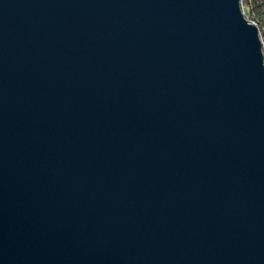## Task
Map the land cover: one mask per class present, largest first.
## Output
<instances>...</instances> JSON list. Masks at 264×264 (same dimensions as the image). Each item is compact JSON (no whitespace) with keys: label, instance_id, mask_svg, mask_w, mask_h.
Here are the masks:
<instances>
[{"label":"water","instance_id":"95a60500","mask_svg":"<svg viewBox=\"0 0 264 264\" xmlns=\"http://www.w3.org/2000/svg\"><path fill=\"white\" fill-rule=\"evenodd\" d=\"M0 264H264L241 0H0Z\"/></svg>","mask_w":264,"mask_h":264},{"label":"trees","instance_id":"16d2710c","mask_svg":"<svg viewBox=\"0 0 264 264\" xmlns=\"http://www.w3.org/2000/svg\"><path fill=\"white\" fill-rule=\"evenodd\" d=\"M243 11L261 32L264 48V0H241Z\"/></svg>","mask_w":264,"mask_h":264},{"label":"rangeland","instance_id":"374dc122","mask_svg":"<svg viewBox=\"0 0 264 264\" xmlns=\"http://www.w3.org/2000/svg\"><path fill=\"white\" fill-rule=\"evenodd\" d=\"M250 20V19H249ZM251 21V20H250ZM252 22V21H251ZM252 23H254V22H252ZM261 38H262V36H261ZM263 50H264V48H263Z\"/></svg>","mask_w":264,"mask_h":264}]
</instances>
